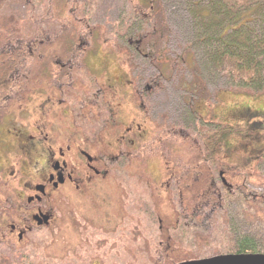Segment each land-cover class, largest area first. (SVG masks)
Wrapping results in <instances>:
<instances>
[{
    "label": "rangeland",
    "instance_id": "obj_1",
    "mask_svg": "<svg viewBox=\"0 0 264 264\" xmlns=\"http://www.w3.org/2000/svg\"><path fill=\"white\" fill-rule=\"evenodd\" d=\"M198 6L206 7L207 1L159 0L160 15L151 31L154 26L150 22L130 16L127 0H91L79 8L75 18L76 23L82 22L78 46L68 51L73 40L69 23L49 12L47 0H0V38L8 36L7 26L9 31L14 29L18 37L12 44H20L22 55L20 80L29 85L23 88L20 84L22 92H26L25 98L14 92L10 102L0 104L4 106L0 109L1 135L8 145L6 167L15 156L12 144L16 141L12 134L25 128L34 133L39 103L47 102L51 96L58 98L65 89L59 84L71 73H74V86L68 88L72 97L88 100L100 96L106 101L114 97L122 103L111 111L113 117H108L104 110V119L112 120L103 126L105 144H111L117 131L131 125L147 128L138 137L125 136L126 141H135L136 148L141 146L142 150L132 153V161L123 156V164L116 163L120 166L112 168L107 179L105 176V180H94L87 194L78 193L81 189H59L62 193L69 191L70 195L55 197L54 220L48 229L32 226L29 231H22L21 221L27 216L28 208L23 206L26 200L21 201L15 190L22 188L23 182L19 186L14 180L7 183L4 181L8 179H0V264H153L157 260L155 254L167 245V236L181 249L180 254L189 251L191 257L210 256L211 251L205 245L207 239L200 235L194 238V231H185L179 223L178 216L184 210L177 208L172 200L183 198L182 183L191 179H218V176L244 179L249 192L264 195V159L256 161L251 168L247 163V172L240 170L235 175L200 163L198 130L242 124L257 127L264 135V96L230 90L223 75L211 72L204 57L207 46L200 41V21L195 20ZM54 11L57 14V6ZM91 29L97 32H89ZM138 37L143 38V42L138 40L142 44L140 52L129 46V41ZM101 38L114 49L105 48V43L93 45ZM153 56L167 67L172 63L173 74L166 73L163 77ZM67 65L73 66L71 73ZM193 72L201 75L208 96L197 107L185 89L192 81ZM154 79L157 82L153 84V92L145 95L142 84ZM68 96H62L67 101L66 108L58 106L53 111L59 113L60 109L69 108L77 116L78 127L88 130L102 127L92 123L88 115L87 122L81 121L79 101ZM136 97L142 99L138 101ZM191 110L197 112L195 116L190 114ZM51 116L46 115L45 121L53 123V127L62 128L66 124ZM89 139L93 138L89 136ZM0 154L6 160L3 148ZM192 195L187 194L186 198ZM226 197V224L214 232V238L221 244L227 238L233 242L251 238L264 254V206L249 209L242 196L227 194ZM165 221L170 224H164ZM172 223L174 227H170ZM233 246L234 243H227L229 251L223 252L233 255Z\"/></svg>",
    "mask_w": 264,
    "mask_h": 264
},
{
    "label": "trees",
    "instance_id": "obj_2",
    "mask_svg": "<svg viewBox=\"0 0 264 264\" xmlns=\"http://www.w3.org/2000/svg\"><path fill=\"white\" fill-rule=\"evenodd\" d=\"M90 1L47 0L49 12L54 13V17L62 18L67 20V24L69 23L68 29H71L73 40L70 41V49L68 51L78 46V33H80L81 29L79 24L82 22L76 23L75 18L80 11L79 8ZM203 1H207V6L203 8L198 6L195 12V20L200 21L199 29L202 33L200 41L207 46L204 48L207 49L204 57L211 72L223 75L230 90H235L248 96H264V0ZM127 2L130 16L150 22L152 26L155 25L156 19L160 15L157 8L159 0H127ZM55 6H57V14L54 11ZM68 15H71V17L69 18ZM65 16L67 19L64 18ZM153 29H155V26L154 28L152 27L151 31H154ZM6 31L8 36L0 38L1 105L4 102H10L14 92L23 94L16 96L25 98L26 92H22V87L28 88L29 86L20 80L23 72L20 67L22 57L19 52L20 44H12V40L17 39L16 37L18 36H15L14 29L9 31V26L6 27ZM94 31V29H91L89 32ZM93 37L89 36L88 38L91 39ZM138 40L143 42V38L138 37L137 40L129 41V46L140 52L141 48L139 46L142 44H139ZM105 41L106 39L101 38L93 45L105 43V48L114 49V46L107 45ZM24 48L26 47L24 46ZM73 55L71 54L70 56ZM152 60L160 68L159 70L163 77L166 73L168 75L173 74L172 63H168L167 67L165 64H160L155 56L152 57ZM181 60L185 63L184 58H181ZM72 70L69 69V72L71 73ZM73 77L74 73H71L66 79V81L71 83L69 84L70 87L74 86L72 85L74 84ZM156 80L154 79L151 83L156 85ZM203 82L201 75L193 72L192 81L185 87L190 93V100L195 104L193 105L194 107L205 103L208 97L205 93L206 89ZM20 84L23 86L21 87ZM113 98L111 97L109 101L114 100ZM3 108L4 106H0V109ZM196 113V111H190L192 116H195ZM259 132L261 130L257 127L248 128L242 124H226L218 129L205 130L204 132L198 130L196 132L198 135L197 141L201 143V150L199 149L200 163L203 166L221 170L231 175H235V172L238 174L240 170L247 172L249 167L247 163H250L251 168L256 161L264 159V135ZM199 133L201 137H199ZM244 151V155L247 158H243ZM180 190H184L183 198L180 199L179 197L177 200H172L168 196L169 201L172 200L177 208L182 207L184 210L178 216L181 220L179 223L184 225L185 231L190 233L194 231V238L197 235H200L199 237L204 236L207 239L205 245L209 248L208 251H211V255L198 256L197 258L191 257L192 255L189 251H184L180 254L181 249H178L174 240L167 236V245L163 246L161 252L155 254L154 257L157 260L153 264H181L196 261L199 258L228 256L229 252H223L228 248L227 243H234L231 251L233 255L261 254L251 238L244 237L234 242L227 238L223 244L214 238V232L219 227L223 228L226 224L225 203L227 194L228 196L237 194L245 198L243 202L248 204L249 209L251 207L264 206V195L249 192L250 190L244 179H220L218 176V179L185 180ZM187 194H193L192 198H186ZM164 224H170V221H165ZM174 226V223L170 225V227ZM162 229L168 232L166 228ZM177 258L178 260L176 261Z\"/></svg>",
    "mask_w": 264,
    "mask_h": 264
},
{
    "label": "flooded vegetation",
    "instance_id": "obj_3",
    "mask_svg": "<svg viewBox=\"0 0 264 264\" xmlns=\"http://www.w3.org/2000/svg\"><path fill=\"white\" fill-rule=\"evenodd\" d=\"M72 68L73 66L67 65L68 72ZM60 69L65 68L60 67ZM69 84H71L69 81L61 82L59 86L65 89L61 92V95H58V98L54 99V96H51L53 100L50 97L47 102L39 103L40 113L34 124L36 127L33 134H30L26 128L21 133L12 134L16 141L12 144L15 156L12 157V162L7 167L5 162H8L6 150L8 145L5 143V138L1 135L0 129V148L4 149V155L6 156V160H4L3 155L0 154V179H8L4 181L7 183L14 180L19 186L23 182V187L16 188L15 194L21 201L26 200L23 206L28 208L27 216H24L21 221L24 226L22 231L24 232L29 231L32 226L47 229L51 226L54 220L53 212L56 196L59 195L61 198L63 194H69L71 189H75V191L81 189L78 193L87 194L94 180L107 179V176H110L112 172L111 169L116 165L120 166L116 163L122 161L123 164V156L132 161V153L142 150L141 146L136 148L135 141H126L125 139V136L129 134L138 137L141 130L146 131L147 129L146 127L142 129L141 126L137 127L136 125L126 127L124 131H121L122 133L112 129L117 131V135L111 144H105L103 133L106 130L103 126H108L107 122L111 124L112 120L104 119V110L106 109L108 117H113L111 111L119 108L121 102L106 101L105 97L100 96L91 97L88 100L72 97L68 88ZM130 84L132 85L131 82ZM143 84L144 89L142 91L145 95L153 92L151 82ZM66 94L69 95L70 99L79 101L78 112L81 121L87 122L91 116L90 121L102 127L90 130L78 127L77 116L72 115V111L68 110L69 108L60 109L59 113L56 110L53 111L58 106L66 108L67 101L62 97ZM135 99L140 101L142 98L136 97ZM141 110L139 109V112ZM144 111L147 114V105L144 107ZM46 115H52V119L57 118V120L66 124L62 128H58L56 125L53 127V123L45 121ZM86 115H88V118H86ZM87 135L93 139L90 140ZM83 137H88V139L84 140ZM106 152L108 154H105ZM15 164L16 167L18 166L17 168L14 167ZM60 188L69 191L62 193L59 191Z\"/></svg>",
    "mask_w": 264,
    "mask_h": 264
},
{
    "label": "water",
    "instance_id": "obj_4",
    "mask_svg": "<svg viewBox=\"0 0 264 264\" xmlns=\"http://www.w3.org/2000/svg\"><path fill=\"white\" fill-rule=\"evenodd\" d=\"M181 264H264V255H228Z\"/></svg>",
    "mask_w": 264,
    "mask_h": 264
}]
</instances>
